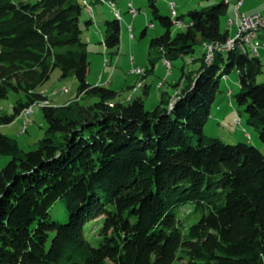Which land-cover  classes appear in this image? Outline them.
<instances>
[{"label": "trees", "instance_id": "1", "mask_svg": "<svg viewBox=\"0 0 264 264\" xmlns=\"http://www.w3.org/2000/svg\"><path fill=\"white\" fill-rule=\"evenodd\" d=\"M148 2L164 27L149 40L152 68L156 58L172 64L184 54L200 62L188 73L182 67L178 93L161 91L150 109L147 91L124 101L119 90L87 81L82 25L92 20L81 21L82 0H0V100L16 94L0 125L48 100L38 87L54 69L77 80L76 100L40 105L46 128L34 149H20L0 131V154L10 156L0 169V264H262L261 62L238 40L207 60V45L230 37L220 28L225 1L188 10V23L174 34L181 16L161 15ZM103 26L104 46L117 52L119 20ZM196 44L202 52L193 57ZM230 70L238 74L236 103L262 148L203 132ZM56 208L64 220L52 216ZM98 217L92 245L86 231Z\"/></svg>", "mask_w": 264, "mask_h": 264}, {"label": "rangeland", "instance_id": "2", "mask_svg": "<svg viewBox=\"0 0 264 264\" xmlns=\"http://www.w3.org/2000/svg\"><path fill=\"white\" fill-rule=\"evenodd\" d=\"M109 1L110 0H106V2H102L100 0V2L104 4H99V6H97L98 9H101L100 11H97V13H99V15H102L103 13L109 14L108 18L113 19L115 17V14L109 4ZM174 1L176 3L175 10L178 16H181L182 23H172L170 27L172 34L181 30L188 23V10L201 9L217 3L209 0ZM169 2L170 0H155V4L158 7L159 13L161 15L171 16ZM133 4V7L137 10V16L135 18L132 17L128 12H124L121 14V36L120 45L117 52H114L112 49H106L102 42V36H104V26L101 23V16L99 17V15H96L95 19L91 18L87 13L85 7H83L80 17L81 21L83 22L84 20L89 19L93 20L91 27L92 30L90 31V33L92 32L90 34L92 38L90 36L91 40L88 43L87 47L89 61L87 79L89 80V82H96V84H99L97 76L102 74L105 77L108 73H110V69L116 68L112 80H119V83H117V86L120 90V95L118 96V98L124 101H128L132 99V95H134V97L144 96L142 87L147 83L149 84V88L148 93L144 97V103L145 108L150 109L154 104L157 103L156 97L161 93V91L165 90L169 94H171L175 90V86L173 84L176 81H179L180 77L183 75L182 67H184V71L188 73L190 70L198 67L200 62L198 59L195 60V62H187L191 54H184L183 56L173 59L171 61L172 64L169 68L165 65L163 59L156 58L152 68L151 63L149 62V40L151 37L162 33L164 31V27L158 19L154 18L148 0H135ZM97 8L95 7V10ZM95 12L96 11H94V13ZM150 22H152L153 26L149 25ZM128 25L133 26V37L130 35V30H128L127 28ZM82 28L83 37L85 38L89 34V31H87V28L83 25ZM220 28L221 30L225 29V14H223L220 18ZM143 29H145V33H143ZM259 43V47H261V45L264 44V40H260ZM241 45L243 47H246L247 50L251 54H253L251 52L253 49V44L242 43ZM201 52V46L199 44H196L195 50L192 55L193 57H198ZM227 54L228 53L223 54L225 58L227 57ZM132 56H134L135 58L134 64H132L130 61V59H132ZM105 59L110 61V66H103L104 62L106 61ZM136 64L149 69L148 73L146 74L144 68L141 67L144 70L141 75L130 74L129 71ZM169 73L172 74L168 75ZM136 75L140 78L139 80H137ZM159 81L162 83L161 88H158L156 86V83ZM256 82H264V65L261 66V72L257 75ZM41 87L43 88V90L46 89L48 92L49 99L47 101H42L43 103H38L37 105L32 106L31 111L27 112L26 114H24V112H21L10 123L0 125V131L15 140L18 147L24 151L34 149L36 146V142L40 138H42L45 133L46 122L40 104L44 105L47 103L49 105H62L71 97L72 98L70 99V101L77 99V97L75 96L77 88V80L75 76L73 74H69L67 76L61 77L60 71L57 68L52 71L49 79ZM64 88H66L67 91L64 92ZM228 90L232 91V94L230 96L227 95V93H231ZM238 90V74L235 70H230L220 79V91L218 92L214 102L212 103V106L210 108V116L207 118L203 126V132L206 136L220 137L226 143H236L238 142V140L230 139V135L231 133L236 131V129L239 131V133L242 134L243 132L241 130L243 128L249 133L251 139L243 137L242 142L248 141V143L253 144L258 148H262V142L258 137L257 131L252 126L246 123L245 113L243 112L242 108L239 107L236 103L234 94ZM39 92L44 94L43 91ZM128 96H130V98ZM15 98L16 94L11 91L6 98L0 100V114H10L13 112L12 106ZM217 106H221V108L224 110H233L235 116L240 118L241 123H236L237 119L235 121V118L229 117V115L225 112H223V114L221 115L226 116L224 119H220L219 121L214 120L211 115L217 113ZM254 136L258 138V141L255 144L253 143ZM9 159V155L0 154V169L6 164ZM52 216H56L61 220H64L66 218L65 212L62 208H56L55 210H53ZM99 226L100 217L93 220L92 224H90V227L88 228V231H86V237L92 245H97Z\"/></svg>", "mask_w": 264, "mask_h": 264}, {"label": "crops", "instance_id": "3", "mask_svg": "<svg viewBox=\"0 0 264 264\" xmlns=\"http://www.w3.org/2000/svg\"><path fill=\"white\" fill-rule=\"evenodd\" d=\"M83 1V3H85L86 5H92L91 6V13H90V11H89V9H88V7L86 6V5H84V7H85V9H86V11H87V13L90 15V17L91 18H96V15H99V13H97V11H100L101 9H98L97 8V6H99V4H104V3H102V2H100V0H82ZM102 1V0H101ZM130 0H110L109 1V4H111V3H113L114 4V6L115 7H117L119 10H120V12H121V14L122 13H126V12H128V5H127V3L129 2ZM135 0H131V2H132V6H134V4H133V2H134ZM137 1H139V0H137ZM174 1V0H173ZM209 1H212V2H220V1H225V0H209ZM106 2V1H105ZM238 2H240L239 3V5H238V10L241 12V13H243V14H246V15H248V14H252V13H261V14H264V0H227L226 1V12H225V29L224 30H227V32H228V35L229 36H231L232 34H233V30H234V28L233 27H228V24H227V20L229 19V18H232V17H234V15H235V12H236V7H237V4H238ZM90 3V4H89ZM174 4L176 5V3H175V1H174ZM111 6V5H110ZM95 7L97 8L96 10H95ZM113 10V9H112ZM94 11H96L95 13H94ZM105 12V11H104ZM114 12V11H113ZM130 12V11H129ZM128 12V13H129ZM130 14V13H129ZM109 14H106V13H103L102 15H99V17L100 18H102V21H101V23L103 24V22L106 20V19H110V18H108L109 16H108ZM131 15V14H130ZM174 15H175V17H176V15H177V12L175 11V13H174ZM115 16V15H114ZM132 16V15H131ZM137 16V14L134 16V18ZM92 22H93V20H92ZM92 22L90 23V24H88L87 26L86 25H84L86 28H87V31H89L88 33V35L84 38L86 41H87V47H88V43L90 42V34L92 33H90V31L92 30ZM120 22V21H119ZM151 23V22H150ZM131 27H132V37H133V26L131 25ZM127 28H128V26H127ZM144 30V33H145V29H143ZM94 34H96V33H94ZM83 35V34H82ZM258 35H259V39L262 41V40H264V39H261L260 37H264V31H260L259 33H258ZM120 36H121V34H120ZM228 36V37H229ZM233 36V35H232ZM103 37L104 36H102V39H103ZM131 37V38H132ZM91 38H92V36H91ZM103 42V41H102ZM260 45V44H259ZM106 48V47H105ZM107 49V48H106ZM258 58H259V60H260V62H261V66L262 65H264V44H262L261 45V47H258ZM131 57V56H130ZM132 58H133V61H131V59H130V61H131V63L132 64H134L135 63V58H134V56H132ZM262 59V60H261ZM106 60V59H105ZM106 65V66H105ZM103 66H105V67H107V66H110V61L109 60H106L105 62H104V65ZM135 66H140L139 64H136ZM140 67H142V68H144V70L146 69V67H144V66H140ZM116 69V68H115ZM115 69H110L111 71H110V73H108L107 74V76H103L102 74L101 75H99V76H97V80H98V83L99 84H103V85H107V86H109V87H111V88H113V89H116V90H119V88H118V86H117V83H119L118 81L119 80H112V78H113V76H114V74H115ZM172 73H169L168 75H171ZM137 76V75H136ZM140 78L137 76V80H139ZM136 80V81H137ZM146 80V79H145ZM87 81H89L88 79H87ZM91 84H96V82H90ZM112 83H114V84H112ZM145 83H146V81H145ZM43 85V84H42ZM41 85V86H42ZM41 86H39L38 87V90L39 91H43L44 92V94L46 95V97L49 99V96H48V92H47V90L46 89H44L43 90V88L41 87ZM156 86L158 87V88H161L162 87V83L159 81V82H157L156 83ZM136 87V86H135ZM143 95L144 94H146L145 93V91H147V93H148V88H149V84H147L146 83V85L144 86L143 85ZM136 90V89H135ZM178 89L177 88H175V90L171 93L172 95H174V93L177 91ZM120 91V90H119ZM165 91V90H164ZM228 91H230L231 93H232V91L231 90H228ZM227 91V92H228ZM166 93H167V91H165ZM129 98H130V96H128ZM127 97V98H128ZM132 98H134V95H132L131 96ZM135 97H137V96H135ZM72 98V97H71ZM70 98V99H71ZM70 99H68V100H66L63 104H66V103H68L69 101H70ZM126 99V98H125ZM156 102L160 99V94L159 95H157V97H156ZM145 101V100H144ZM62 104V105H63ZM229 104V103H228ZM227 109V108H226ZM223 112H225V113H227L228 115H229V117H233V118H236V116H235V114H234V112H233V110H230V109H227V110H224V109H222L221 108V106L220 107H218L217 106V113H215V114H213V115H211V117L214 119V120H216V121H219L220 119H224L226 116L225 115H223V116H221L222 114H223ZM241 129V128H240ZM243 133L241 134V133H239V131L236 129V131H234L233 133H231V135H230V139H237V140H243L242 138L243 137H247L246 135H245V130L242 128V130H241ZM249 139H251V136H250V138ZM254 144L255 143H257V141H258V138L256 137V136H254ZM262 264H264V257H262Z\"/></svg>", "mask_w": 264, "mask_h": 264}, {"label": "built area", "instance_id": "4", "mask_svg": "<svg viewBox=\"0 0 264 264\" xmlns=\"http://www.w3.org/2000/svg\"><path fill=\"white\" fill-rule=\"evenodd\" d=\"M170 5V15L172 18H174L175 13V4L174 1L171 0L169 2ZM130 13V12H129ZM132 17H134L136 14L130 13ZM149 25H153L150 23ZM231 27L234 28L233 30V36L237 34H244L248 36L252 42L256 45V49L258 50L259 47V35L258 33L260 31H264V14L261 13H252V14H243L239 10L237 11L236 17L231 22ZM231 39H229L230 41ZM133 61V59H131ZM167 66V61H166ZM139 66H134L131 68L129 73H133L134 70H136ZM229 96V93H227Z\"/></svg>", "mask_w": 264, "mask_h": 264}, {"label": "bare ground", "instance_id": "5", "mask_svg": "<svg viewBox=\"0 0 264 264\" xmlns=\"http://www.w3.org/2000/svg\"><path fill=\"white\" fill-rule=\"evenodd\" d=\"M106 0H102V2H105ZM227 0H225V2H226ZM239 3L240 2H238V4H237V7H236V12H235V15H234V17H232V18H229L228 19V26L229 27H231V22L233 21V19L236 17V14H237V11H238V5H239ZM111 5V7H112V9H113V11H114V14H115V17L119 20V21H121V19H122V16H121V12H120V10L117 8V7H115L114 6V4L113 3H111L110 4ZM127 5H128V8H129V11L131 12V13H133V14H137V10L132 6V2L131 1H129L128 3H127ZM87 7H88V9H89V11H90V13H91V5H86ZM128 11V12H129ZM153 26V25H152ZM131 29H132V27L131 26H129L128 25V30H130V35L132 36V31H131ZM229 39H231L230 41H229ZM235 40L237 41H239V42H241V43H248V44H253V49H252V52H253V54H255L256 56L258 55V50L256 49V45L252 42V40L248 37V36H246V35H244V34H237V35H234V36H230L227 40H226V42L224 43V44H221V45H219V44H214V45H210L209 43V45H207V54H206V58H207V60L208 59H211L212 57H213V55L215 54L214 53V50H224V49H228L229 47H233V46H235ZM212 44V43H211ZM206 46V45H205ZM133 59V58H132ZM164 63H165V65H166V60H164ZM171 66V64L169 63V61H167V67L169 68ZM143 69L141 68V67H138L136 70H134V72L133 73H130V74H137V75H141L142 73H143ZM100 77V76H99ZM63 91L65 92V91H67V89L66 88H64L63 89ZM230 95V94H229ZM40 103V102H39ZM43 103V102H42ZM38 103H34V104H32L31 106H29V107H27V108H25L22 112H24V114H26L27 112H29V111H31V108H32V106H34V105H37ZM41 105V104H40Z\"/></svg>", "mask_w": 264, "mask_h": 264}, {"label": "water", "instance_id": "6", "mask_svg": "<svg viewBox=\"0 0 264 264\" xmlns=\"http://www.w3.org/2000/svg\"><path fill=\"white\" fill-rule=\"evenodd\" d=\"M261 39H264V37H260ZM179 90H177L174 94H177ZM172 104V103H171ZM171 104H170V108H171Z\"/></svg>", "mask_w": 264, "mask_h": 264}]
</instances>
